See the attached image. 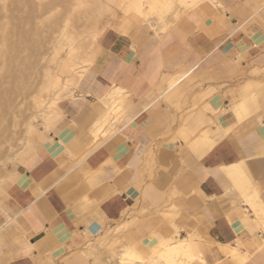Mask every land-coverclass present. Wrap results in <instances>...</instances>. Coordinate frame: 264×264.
Masks as SVG:
<instances>
[{
    "label": "crops",
    "instance_id": "0c3cea01",
    "mask_svg": "<svg viewBox=\"0 0 264 264\" xmlns=\"http://www.w3.org/2000/svg\"><path fill=\"white\" fill-rule=\"evenodd\" d=\"M197 6L102 33L107 103L69 101L23 157L3 189L0 264H114L166 239L191 264H264V0Z\"/></svg>",
    "mask_w": 264,
    "mask_h": 264
},
{
    "label": "rangeland",
    "instance_id": "374dc122",
    "mask_svg": "<svg viewBox=\"0 0 264 264\" xmlns=\"http://www.w3.org/2000/svg\"><path fill=\"white\" fill-rule=\"evenodd\" d=\"M134 1L137 0H0V211L8 205L3 192L8 180L25 154L33 153L40 145L39 138L43 139L61 117L60 112L69 113L62 108H67L69 101L79 106L85 94L107 102L103 97L111 86L104 85L102 79L110 71L103 62L104 35L100 38L106 28L124 18L133 19V24L151 26L169 16L168 10L158 5L153 11L145 1L144 19L136 11L127 10ZM198 2L192 9H199ZM101 66H106L108 72L101 74ZM85 68L87 73L82 78L79 72ZM54 79L57 86L52 84ZM78 80L82 91L76 88ZM113 96L116 95L110 94ZM118 114L119 111L115 116ZM105 244L93 245L118 246L115 240ZM123 252L124 249L111 257L110 263L117 264ZM143 253L140 251L147 260L150 250L147 255Z\"/></svg>",
    "mask_w": 264,
    "mask_h": 264
},
{
    "label": "bare ground",
    "instance_id": "6f19581e",
    "mask_svg": "<svg viewBox=\"0 0 264 264\" xmlns=\"http://www.w3.org/2000/svg\"><path fill=\"white\" fill-rule=\"evenodd\" d=\"M26 1V3H28V0H23V2ZM148 3V5H150L153 8V11H155L154 8H158V5L161 6V9L163 10H168L169 9H173L176 5H181L184 6L185 9H192L193 7L196 6L198 0H137L134 1L130 4L129 8L127 9L129 12H131V10L136 11L137 13L141 14L142 17L144 14V12L142 11V7L144 8V4ZM30 2V1H29ZM58 2V1H57ZM149 6V7H150ZM127 7V6H126ZM150 7V8H151ZM198 8V7H197ZM4 9H6V6L4 7ZM145 9V8H144ZM150 10V9H149ZM147 8V11H149ZM152 11V13H153ZM157 11V10H156ZM161 14V13H160ZM160 16V15H159ZM144 18V17H143ZM145 19V18H144ZM109 24H107L106 26H108ZM116 25V24H115ZM125 25V24H124ZM123 25V27H124ZM9 26V24H8ZM105 26V27H106ZM115 28V27H114ZM101 33V31H99L95 37V39H97V36H99ZM23 46V45H22ZM21 46V47H22ZM77 53V52H76ZM75 54V52L73 53V55ZM3 55H6V50L3 53ZM69 57V56H68ZM69 59V58H67ZM100 62V60H99ZM98 65V64H97ZM90 67V66H88ZM87 67V68H88ZM87 68H85L84 70H82L81 72H79V75L82 77L84 75H86L87 73ZM102 68V66H101ZM101 72V71H100ZM83 78V77H82ZM71 79V78H70ZM59 81V78L56 79ZM54 79V82L52 80V84L57 86V81ZM79 81V80H78ZM87 81V80H85ZM96 82V81H95ZM72 83V82H71ZM80 81L78 82V84H76V88H79L80 91L83 90V87H81L79 85ZM59 85V83H58ZM98 85V84H97ZM93 86V85H92ZM96 86V85H95ZM94 86V87H95ZM102 86V85H101ZM109 89V88H108ZM115 97L113 96L112 98V104H113V108H115L119 103L122 102V97H120L118 95V92L116 91L115 93ZM107 102L103 103L106 104ZM109 105V104H108ZM111 106V105H110ZM111 108V107H110ZM116 109V108H115ZM116 115L117 111H111L108 112L106 115V120L105 123L108 122L109 118L111 117V115ZM112 118V117H111ZM103 123V121H101ZM96 133V132H95ZM99 134V131H97V133L95 134V136L97 137ZM99 137V136H98ZM240 179V178H239ZM242 179V178H241ZM240 179V180H241ZM239 182V181H238ZM237 182V183H238ZM99 230V228L95 225H92L88 228V231L90 234H94L95 232H97ZM89 236V235H88ZM222 248V247H221ZM197 249H199L197 247ZM215 249V248H214ZM224 249V248H223ZM202 250V249H201ZM213 251V250H212ZM235 251V250H234ZM193 249L191 248V246H186L183 245L181 246L180 244H177V242H174L173 240H169L166 239L164 240L162 243L158 244L157 246L153 247L152 249V254L151 256L145 260L140 253L138 252V250L134 249V248H130V247H124V252L121 255V257L118 260L117 264H191L193 261V258L195 257L193 254ZM237 252V251H236ZM210 253V252H208ZM207 253V254H208ZM220 253V252H218ZM238 253V252H237ZM156 255L155 257H153V255ZM213 254V253H212ZM216 254V253H215ZM221 254V253H220ZM231 254V253H230ZM206 255V253H205ZM207 256V255H206ZM205 256V257H206ZM225 256V255H224ZM231 256V255H230ZM201 257V256H200ZM210 257V256H209ZM207 258V257H206ZM218 258V257H217ZM216 258V259H217ZM203 259V258H202ZM221 259V258H220ZM150 260V261H149ZM214 260V259H213ZM217 261V260H216ZM225 262V261H224ZM216 263V262H215ZM218 263V262H217ZM221 263V262H220ZM242 263V262H241ZM204 264V263H203ZM206 264V263H205Z\"/></svg>",
    "mask_w": 264,
    "mask_h": 264
}]
</instances>
